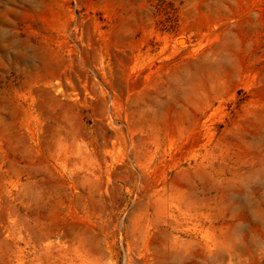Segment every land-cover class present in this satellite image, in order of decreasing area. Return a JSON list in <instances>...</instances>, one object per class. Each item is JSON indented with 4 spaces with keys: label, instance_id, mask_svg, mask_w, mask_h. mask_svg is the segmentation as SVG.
I'll return each instance as SVG.
<instances>
[{
    "label": "rangeland",
    "instance_id": "1",
    "mask_svg": "<svg viewBox=\"0 0 264 264\" xmlns=\"http://www.w3.org/2000/svg\"><path fill=\"white\" fill-rule=\"evenodd\" d=\"M0 264H264V0H0Z\"/></svg>",
    "mask_w": 264,
    "mask_h": 264
}]
</instances>
